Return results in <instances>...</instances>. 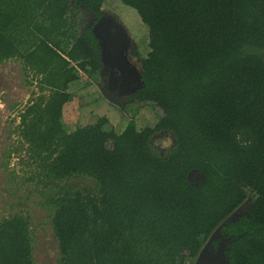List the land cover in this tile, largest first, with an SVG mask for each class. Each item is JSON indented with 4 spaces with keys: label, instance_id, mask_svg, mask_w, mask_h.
Here are the masks:
<instances>
[{
    "label": "trees",
    "instance_id": "trees-1",
    "mask_svg": "<svg viewBox=\"0 0 264 264\" xmlns=\"http://www.w3.org/2000/svg\"><path fill=\"white\" fill-rule=\"evenodd\" d=\"M121 1L149 28L130 97L161 114L117 131L105 116L73 130L63 122L70 83L104 65L79 8L98 20L105 0H0V60L19 58L51 91L20 124L43 181L95 182L50 194L57 263L188 264L253 192L222 231L235 238L231 264H264V0ZM158 134L171 144L158 146ZM30 227L20 212L0 219V264H34Z\"/></svg>",
    "mask_w": 264,
    "mask_h": 264
},
{
    "label": "rangeland",
    "instance_id": "rangeland-1",
    "mask_svg": "<svg viewBox=\"0 0 264 264\" xmlns=\"http://www.w3.org/2000/svg\"><path fill=\"white\" fill-rule=\"evenodd\" d=\"M102 10L104 14L99 22L112 24L109 29L118 32L127 44L129 66L137 76L135 87L133 90L129 87L123 89L117 95L120 103L116 104L102 94V89L110 82L107 72L99 71L90 77L80 71L79 78L69 85L72 99L63 108V122L73 130L79 125L98 122L105 116L117 131H122L131 119L138 128L153 126L159 120L160 109L151 101L130 97L140 85L141 75L140 61L132 50L138 51L142 57L147 56L149 28L138 11L121 0H105ZM79 12L77 20L84 29L91 25L94 16L84 8H79ZM50 92L39 76L25 67L19 58L0 60V219L19 212L29 217L34 264H58V242L50 222L53 209L50 194L64 191L68 185L84 193L95 188L94 180L89 177L69 178L51 188L43 181L39 159L34 157L30 144L20 133L21 113L38 97H47ZM155 136L158 146L166 147L172 142L171 134ZM253 199L254 193L248 192L247 200L233 212L232 218L236 219L246 211ZM195 259L188 264H194Z\"/></svg>",
    "mask_w": 264,
    "mask_h": 264
},
{
    "label": "flooded vegetation",
    "instance_id": "flooded-vegetation-1",
    "mask_svg": "<svg viewBox=\"0 0 264 264\" xmlns=\"http://www.w3.org/2000/svg\"><path fill=\"white\" fill-rule=\"evenodd\" d=\"M90 13L93 14L94 18L91 25L87 27H92L93 33L95 34V36H97L99 40V44L101 48L100 54L104 63L100 72H104V71L107 72L106 74L110 79L108 85L104 84L105 85L104 89L108 90L117 97V95L120 92H122L123 89H127V87L133 90L137 78L136 72H134L133 69L129 66V62H128L129 58L127 55L128 48H127V44L122 41V37L121 38L119 37L118 32H112L111 31L113 30L112 28L111 30L109 29L112 24L108 23L107 25H104L103 23L99 22L104 13L98 20L95 13L93 12ZM103 48L106 49V51ZM131 49H129L130 52ZM134 53L135 50L133 49L132 54L136 56L138 59V56L135 55ZM140 85H141V79H140ZM139 86L135 89V91H133V93L136 92ZM2 189L3 191H7V190L9 191L8 188H2ZM11 192L12 190H10V195H12Z\"/></svg>",
    "mask_w": 264,
    "mask_h": 264
},
{
    "label": "water",
    "instance_id": "water-1",
    "mask_svg": "<svg viewBox=\"0 0 264 264\" xmlns=\"http://www.w3.org/2000/svg\"><path fill=\"white\" fill-rule=\"evenodd\" d=\"M102 94L109 101L116 104L120 103L119 99L108 90L102 89ZM232 214H230L210 234L204 245L201 247L194 264H231L228 251L230 250V245L235 240V238L233 235L224 234L222 231V226L227 224V222L230 220H235L232 218Z\"/></svg>",
    "mask_w": 264,
    "mask_h": 264
}]
</instances>
